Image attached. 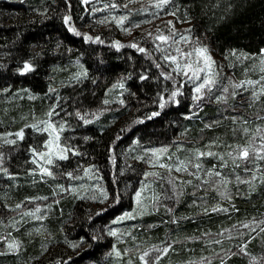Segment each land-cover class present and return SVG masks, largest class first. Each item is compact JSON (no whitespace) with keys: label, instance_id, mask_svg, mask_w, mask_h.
Returning <instances> with one entry per match:
<instances>
[{"label":"trees","instance_id":"trees-1","mask_svg":"<svg viewBox=\"0 0 264 264\" xmlns=\"http://www.w3.org/2000/svg\"><path fill=\"white\" fill-rule=\"evenodd\" d=\"M115 3L127 7H112L113 0H0V134L11 132L17 141L6 144L9 137L0 135L4 154L0 163V264H128L129 258L142 264L137 249L143 251L161 241L175 243L159 264H201V257L203 264H264V181L257 177L251 190L249 183H238L237 174L245 179L251 175L244 172L245 164L234 170L229 161L221 169L232 177L228 195L222 194L219 185L200 188L198 179L176 172L193 184L184 185L182 194L174 198L167 179L152 183L154 177H144L145 171L153 170L148 156L136 158L145 148L161 145L185 156L192 148L207 150L211 140L224 142L210 146L213 151L227 152V145L248 141L252 133L245 134L243 128L254 131L264 125V94L259 100L251 95L264 81L236 88V96L231 95L229 83L248 78L259 81L264 75L259 71V55H251L264 48V0H171L163 9L149 0ZM126 13L122 25L112 18ZM65 15H71L69 24L79 34L65 24ZM186 31L208 45L219 72L215 85L200 101L193 99L198 81L176 73L173 62L162 58L175 54L174 45L155 39L161 33L176 37L177 32ZM84 34L100 40H87ZM115 41L122 46L117 48ZM132 42L148 51L133 48ZM24 60L35 68L20 73ZM81 66L87 74L77 79ZM118 82L125 87L120 88ZM226 85L227 99L217 101ZM177 86L182 88L176 97L179 104L167 101L161 108L157 103L160 94L167 97ZM50 108L58 113L50 117L55 123L68 122L61 141L79 152L69 151L67 159L57 158L55 164L47 165L56 175L43 174L41 179L31 148L43 150L48 133L36 131L31 124L46 119ZM154 111L159 114L151 115ZM77 112L87 113L89 123ZM233 117L238 119L234 122ZM21 128L23 139L15 136ZM178 145L184 147L177 151ZM201 159L206 168L219 163L216 156ZM89 165L95 167L86 175L83 169ZM246 166L253 168L251 163ZM158 170L167 176L166 169ZM67 171L74 175H65ZM142 183L165 194L158 206L117 221L134 209L135 191ZM96 184L108 192L107 199L100 188L92 187ZM117 192L120 199L113 203ZM93 195L98 199H92ZM197 200L200 203L194 204ZM17 204L20 207H8ZM217 204L223 208L200 211ZM37 205L40 213L34 217L29 210ZM101 208L105 211L97 215ZM41 214L43 219L38 218ZM112 228L120 230L117 235L109 233ZM190 236L199 238L187 239ZM9 240L20 242L19 251L9 250ZM72 242L77 246L72 247ZM113 246L130 251L114 257Z\"/></svg>","mask_w":264,"mask_h":264},{"label":"snow or ice","instance_id":"snow-or-ice-1","mask_svg":"<svg viewBox=\"0 0 264 264\" xmlns=\"http://www.w3.org/2000/svg\"><path fill=\"white\" fill-rule=\"evenodd\" d=\"M88 0H84V3H87ZM171 2V0H149V3L154 4L157 9H163L166 5H168ZM105 7H108V5H105ZM112 7H127V5H120L115 3V0H113ZM37 11H40V9H37ZM44 12H47V8L43 9ZM95 11V9H93ZM147 11V9H145ZM175 14V13H173ZM129 13H126L124 15H120L118 17H112L116 20L117 24H123V22L128 18ZM191 19V17H188ZM65 24H69V21H71V15H65L63 17ZM104 22V21H102ZM171 24L172 22L169 21ZM138 26V25H136ZM70 29L73 32L78 33V29L74 26L69 24ZM125 31H128L129 29L125 28ZM79 34V33H78ZM148 35H152V33H148ZM178 40L171 36V35H165V34H158L155 39L159 41H172L173 44L176 45L174 48L175 54H165L164 59L167 61H171L174 64L175 72L178 74H183L184 76L188 77V79L196 80L198 81L195 83L194 86V96L193 99L195 101H200L202 97H204L207 94V90L210 89L212 86L215 85L216 78L219 76V72L214 68L215 61L211 55V52L208 48V45L203 44L200 42V39L198 37L193 38L190 31H186L183 35H179ZM85 39L87 40H100L99 36L93 37L89 34H84ZM194 40V43H193ZM102 42V41H101ZM181 42H183L184 45H186V48H182L180 46ZM115 45L117 48L121 47L120 41H115ZM59 47V45H57ZM133 48H137L141 52H147L148 50L140 45H138L135 42H132L131 45ZM157 50L160 49L161 45H156ZM171 47V46H170ZM235 49L233 50V53H235ZM245 57H247L249 54L244 53ZM251 55H259V71L261 73H264V48H261L258 54H251ZM159 66V65H157ZM35 68V64L32 63L30 60H24L23 66L18 69L20 73H26L31 69ZM255 70V67L253 69H245V72L253 71ZM204 73L202 76L201 74ZM87 74V69L83 68L81 66V71L75 74V78H79L81 76H85ZM163 75L165 76H171V73L164 72ZM144 77L142 76L141 79ZM260 81H264V75L260 76V80H253L251 78H248L246 80L241 81H235L230 80V85L232 87V96H236L237 93L235 91L236 88H242L245 84L248 85H256L260 83ZM118 86L120 88H124L125 85L123 82H118ZM113 88L117 87L116 84L112 86ZM52 89H50L51 91ZM4 91H7V89H4ZM182 88L180 86L175 87L171 94L167 97H165L162 93L160 94V98L157 101L159 103L160 107L163 108L165 103L167 101H173L177 104H179V100L176 99V97L181 93ZM229 92V86H224L223 93L220 96H216L217 101L226 100L227 94ZM264 94V83H260L259 88H254L252 90V97L254 100H259L261 95ZM118 96H122V94H118ZM109 101L105 100L104 103L107 104ZM121 104H124L125 101L120 98L119 101ZM158 112H152L151 115L155 116L158 115ZM58 115L57 112H55L52 108L49 109L47 113H45L46 119L35 121L31 124V127L36 129L38 132H47L48 138L43 141L44 149L38 150L36 147H32L31 151L35 154L32 158L33 160H36L37 163H40L43 161V163H40L39 171L42 173L41 179H44V175L52 176L54 177L56 173L53 171L51 167H48L47 165H53L56 163L57 158L61 160H65L68 158L69 151L72 152V154H78L79 149L77 148H71L69 144L64 143L61 141V133L68 125L67 121H61L59 124L55 123L50 117ZM77 115L80 116V118L84 121L85 124L89 123V120L87 119V113L81 115L79 112H77ZM233 121L235 122L238 118L233 117ZM246 123V122H245ZM210 127L211 125H207ZM25 127H28V125H25ZM245 134L251 132V136L249 137L248 141L246 143H240L235 142L234 144L227 145L228 151H213L210 146L216 145L219 147L220 144H223V141L218 140H211L208 142L209 147L207 150H204L202 147H196L187 150L188 155L180 156L176 153H173L170 151L171 146L169 145H161L159 147H150L145 148L143 150L142 155H138L136 158L140 160L145 159V155L148 156L147 163L152 166V171H145L143 173L144 177L147 178L149 176H152L155 178V180L152 183H155L156 181H163L167 179V182L172 185L171 187V195L174 198H178L182 194L183 186L187 184H193V180H185L183 176H176L174 173L181 172L186 173L189 176H192L200 181L198 187L204 188L206 185H211L212 187H217L219 185L224 189L223 195H228L227 193V185L232 177L226 176L221 169H224L227 167L229 161H231L233 165V169L239 168L240 164H245L244 172H250L251 175L248 176L246 179L242 178L238 174L235 176V179L237 182H245L249 183L250 190L252 189V181H255L257 177L261 181H264V172H261L260 169L264 168V164L260 163V161H264V125H257L256 129L253 131L247 127L242 129ZM235 132V129H234ZM2 136L9 137V139L5 140L4 143L6 144H16V139L11 138L13 137V133L11 132H5L0 134ZM15 136L19 139H23L24 137V129H19ZM119 138V137H117ZM139 141L137 140L136 143ZM184 145H178L177 151L180 148H183ZM3 156L4 154L0 152V163H3ZM204 156H216L219 160V163L217 165H213L211 167H205L203 160L201 159ZM37 157L39 160H37ZM248 163L253 164V168L249 169L246 165ZM94 165H89L88 167L83 169V172L88 175L89 169L94 168ZM159 168H163L167 170V176L161 174V172L158 170ZM30 171H36V169H30ZM65 175L72 177L74 175L73 171H67L64 173ZM61 189H64V185H58ZM70 188L74 192H79V189H77L73 185H69ZM81 187L86 188L87 186L82 185ZM94 188H100L98 184L92 185ZM148 188V185L146 183H142L140 188L135 191V200L137 204V208L132 209L131 211L124 212L123 216L117 217V221L132 217L133 213H136L138 215H143L144 211L151 206L153 210L156 209L158 206V202L161 198V196H164V193H157L153 189H149V197H145L143 193ZM65 191L67 189H64ZM219 190V189H218ZM100 191L103 194V198H108V192L100 188ZM229 199H231V196H228ZM26 199L32 200V199H41L40 197H26ZM42 199H47V197H43ZM92 199H98L97 196L93 195ZM120 199V193L117 192L113 198V203L118 202ZM194 204H199L200 201H193ZM8 207H20L19 204L17 205H9ZM47 207V206H46ZM223 205L217 204L215 206L210 207H201L200 211L202 212H208V211H216L217 209H222ZM30 213L37 217V214L40 213V206L37 205L35 210H29ZM105 211V209L101 208L97 210V215L100 212ZM168 211H172L171 208H168ZM39 219H43L44 215L41 214L38 216ZM239 223V222H238ZM253 224H256L257 222L255 220L252 221ZM15 223H13V227H15ZM243 226V225H242ZM39 231V229H37ZM119 229L112 228L109 229V233L113 236L117 235L119 232ZM130 234V233H129ZM207 235V233H205ZM99 237L93 236V239H98ZM135 239V237H133ZM199 237H187V239H198ZM0 239H3V237H0ZM83 237H81V241H83ZM210 243L212 241H209ZM172 243H175V241L171 243H167L164 241H161L159 245L157 244H151L148 247L144 248L143 251H140L137 249V251L140 252L139 254V260L142 262V264H159L161 256L165 255L170 248H172ZM77 242H72V247H76ZM8 247L10 251H19L20 242L16 240H9L8 241ZM129 249H125L124 252H122L119 248H116L113 246V252L117 257H121L125 253L129 252ZM201 264H203L204 258L201 257ZM128 264H134V262L129 258ZM221 264H223V261H221Z\"/></svg>","mask_w":264,"mask_h":264},{"label":"rangeland","instance_id":"rangeland-1","mask_svg":"<svg viewBox=\"0 0 264 264\" xmlns=\"http://www.w3.org/2000/svg\"><path fill=\"white\" fill-rule=\"evenodd\" d=\"M178 28L180 29L181 27H178ZM176 34H177V35H176L175 38L178 40V38H179L178 34H179V35H183L184 33H183V32H177ZM168 44H170V45H174V47H176V45L173 44L172 41H170ZM180 46H181L182 48H186V47H187L186 45L183 44V42H181ZM201 75H202V74H201ZM203 75H204V74H203ZM37 160H39L38 157H37ZM36 163H37V162H36ZM40 163H43V161H41ZM40 163H37V164L40 166ZM149 189H150V187H148V188L145 190V192L143 193V195H144L146 198L149 197ZM108 203H109V202H108ZM135 203H136V200H135ZM134 208H137V204H135ZM145 211H147V210H145ZM105 233H107V232L105 231ZM164 242H166V241H164ZM114 257H117V256L114 254Z\"/></svg>","mask_w":264,"mask_h":264}]
</instances>
